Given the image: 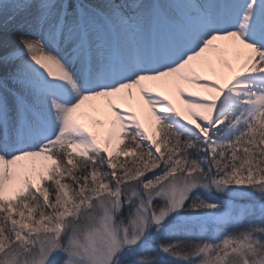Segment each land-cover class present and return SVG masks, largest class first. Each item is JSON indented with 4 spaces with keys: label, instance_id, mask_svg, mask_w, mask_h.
<instances>
[{
    "label": "snow or ice",
    "instance_id": "1",
    "mask_svg": "<svg viewBox=\"0 0 264 264\" xmlns=\"http://www.w3.org/2000/svg\"><path fill=\"white\" fill-rule=\"evenodd\" d=\"M0 264H264V0H0Z\"/></svg>",
    "mask_w": 264,
    "mask_h": 264
},
{
    "label": "bare ground",
    "instance_id": "2",
    "mask_svg": "<svg viewBox=\"0 0 264 264\" xmlns=\"http://www.w3.org/2000/svg\"><path fill=\"white\" fill-rule=\"evenodd\" d=\"M173 99H174V102L179 103L178 98H176L175 96H173ZM96 104H103V105L106 106L107 101L106 100L86 101L85 102V105L82 106V109L81 110L84 111V112H86V113H88L91 118H102V117L99 116L98 113L92 111V106L93 105H96ZM85 122L88 123V121H85Z\"/></svg>",
    "mask_w": 264,
    "mask_h": 264
}]
</instances>
